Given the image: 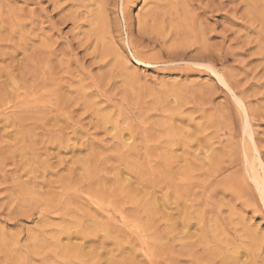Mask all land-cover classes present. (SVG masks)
Masks as SVG:
<instances>
[{
  "label": "rangeland",
  "instance_id": "obj_1",
  "mask_svg": "<svg viewBox=\"0 0 264 264\" xmlns=\"http://www.w3.org/2000/svg\"><path fill=\"white\" fill-rule=\"evenodd\" d=\"M121 1L0 0V264H264V205L209 196L195 165L234 141L251 187L250 165L264 174V5L166 1L227 52L229 90L202 61L176 56L178 37L137 34L158 0H133L125 14ZM114 167L136 195L120 196ZM67 243L93 255L65 253Z\"/></svg>",
  "mask_w": 264,
  "mask_h": 264
},
{
  "label": "bare ground",
  "instance_id": "obj_2",
  "mask_svg": "<svg viewBox=\"0 0 264 264\" xmlns=\"http://www.w3.org/2000/svg\"><path fill=\"white\" fill-rule=\"evenodd\" d=\"M133 0H122V4H121V9H122V12L123 14H125L124 12L128 11V8L130 7V4L132 3ZM159 1V5H156L155 8L156 10L161 8L160 9V12L158 13V11H153L151 10V13L153 14L151 16V22H153V24L150 26V28L148 27V29H145L144 27H147L145 26V22H144V25L143 27L138 30L137 34H140V37L144 38L146 37L147 39H152L153 35H156V39L159 37H161V35H170L169 38L173 35L175 37H178V40L176 43H178V45L180 44L181 45V52L179 53H176V56H179V58L181 60H184V59H187V60H199V61H202L205 65V68L207 70H211V72L215 73V75L217 74L218 75V79L221 81V83L226 86L228 89H229V86H230V77L226 75V73L222 70L221 66L223 65V63L225 62V60L228 58V54L227 52H220V53H214V51H211L210 48L207 47V44H206V37H205V33L203 31V29L200 28V24L196 25L195 23V20H192L191 18H189L190 16L186 14H184V12H189V11H186V9L182 8L180 9H177L176 6H172L171 2H169L170 4H167L166 1L167 0H158ZM239 1V0H238ZM245 1V0H243ZM251 1L250 3H248V8H250V10H254V11H258V12H261L260 10V7H262L264 5V0H249ZM184 2V4L187 2L185 1H182ZM215 2V1H214ZM163 3V5H162ZM240 3V2H238ZM237 3V4H238ZM244 3V2H243ZM161 4V5H160ZM182 4V3H181ZM182 4V6L184 5ZM216 4V3H215ZM188 4L186 3V6ZM217 9H219L221 6H222V2L221 0H217ZM236 5V4H235ZM247 5V4H246ZM185 6V5H184ZM185 6V7H186ZM236 10H237V6H235ZM187 8V7H186ZM199 9H201L202 12H206L207 9L210 10V12H213L214 9V6L213 5H203L202 7H198ZM239 8V7H238ZM197 9V8H196ZM239 10V9H238ZM248 10V9H247ZM251 10V12H253ZM173 12H182V17H177L175 20H171V16H175L173 15ZM191 12V11H190ZM151 13H149L151 15ZM236 13V12H235ZM257 13V12H256ZM238 14V13H237ZM178 15V14H176ZM235 16V15H234ZM149 17V16H148ZM247 17V16H246ZM244 17V18H246ZM255 17H257L256 19V22H259L258 25L260 24L261 27L260 28H263V30H261V33L258 34L257 36H259L260 38L263 37V38H259L257 40V44H258V47L259 49H261L262 51H264V44L262 43V39H264V16L261 13H257L255 15ZM193 18V17H192ZM251 18H252V15H251ZM174 19V18H173ZM149 20V19H148ZM244 20V19H243ZM167 21V22H166ZM197 21V20H196ZM255 21V20H254ZM150 23V21H148ZM244 22V21H243ZM242 23V22H241ZM253 23V22H252ZM246 24V23H245ZM248 24V23H247ZM257 25V23L255 24ZM246 26V25H245ZM253 27V26H252ZM257 27V26H256ZM255 28V26H254ZM93 29V28H92ZM101 29V28H100ZM258 30V29H257ZM131 31V30H130ZM165 31H168L167 33H164ZM96 35H98L99 38H101L103 35V33L99 32L96 33L94 32ZM101 33V34H100ZM130 33V32H129ZM256 34V33H255ZM166 35L163 36L162 40H164L166 38ZM262 35V36H261ZM98 38V39H99ZM185 38L186 40L190 39L188 43H186L185 41ZM97 39V40H98ZM168 39V38H167ZM100 40V39H99ZM142 40V39H141ZM140 40V41H141ZM153 40V39H152ZM174 40V39H173ZM103 41V40H102ZM157 41V40H156ZM167 41V40H166ZM164 42L165 44L167 42ZM179 41V42H178ZM143 43V40L141 41ZM158 42V41H157ZM160 42V40H159ZM264 42V41H263ZM98 43V42H97ZM133 43V42H132ZM131 43V44H132ZM139 43V41H138ZM161 43V42H160ZM163 43V41H162ZM130 44V45H131ZM137 44V43H136ZM140 44V43H139ZM164 44V45H165ZM175 45V43H173ZM177 45V46H178ZM136 46V45H135ZM135 46L134 44L131 45L132 49L134 47V50H135ZM138 46V45H137ZM136 46V48H137ZM165 47V46H164ZM163 47V48H164ZM174 47V46H172ZM173 49V48H172ZM175 49V50H174ZM174 52H176V48L174 47ZM180 49V48H179ZM169 50V49H168ZM171 51V49L169 50ZM189 52H194V55L190 56L188 55ZM136 56H140L141 53L140 52H134ZM169 53V52H168ZM260 53V51H259ZM263 53V52H261ZM140 54V55H139ZM179 54V55H178ZM172 55V54H171ZM231 55V54H230ZM135 56V57H136ZM230 57V56H229ZM262 58V57H261ZM142 59V58H141ZM229 59V58H228ZM139 62V61H138ZM263 62V61H262ZM202 65V64H201ZM262 65H264V62L262 63ZM258 66V65H257ZM256 66V67H257ZM255 67V68H256ZM264 67V66H263ZM258 71V70H257ZM256 71V72H257ZM261 72V71H260ZM264 74V72H263ZM264 77V76H263ZM261 78V77H260ZM235 81V80H234ZM237 82V81H236ZM235 85V84H234ZM234 88V87H233ZM230 90V89H229ZM240 101V100H238ZM242 101V100H241ZM239 103V102H238ZM241 107V106H240ZM249 118V117H248ZM246 120H249V119H246ZM247 123L244 125V132L247 133V135H249V129H248V125ZM251 133V132H250ZM196 134V133H194ZM192 135V134H191ZM190 135V136H191ZM232 136V135H231ZM229 136V137H231ZM250 137V135H249ZM251 138V137H250ZM200 142H202L201 140L203 139H199ZM243 140V139H242ZM245 140V139H244ZM252 140V139H251ZM206 141H204L203 143H205ZM232 141H230L229 143H231ZM234 142V141H233ZM232 142V143H233ZM228 143V144H229ZM226 144V145H228ZM251 144V142H250ZM252 144L254 145L255 142ZM226 145H223L222 147V150L220 153H218V155H211L210 158H212L213 162H215V164L213 163V165H209L210 162L212 160H207V162H204V163H199V164H195L196 166H199L200 169L201 168H206L205 170H203L202 172V175L204 176L202 181L198 182V185H201V187L205 190V193L209 194V196L211 195L213 198H214V195L212 194H216L217 192H220V191H224V192H227L225 194H228V193H231L232 195V199H233V195L234 197L238 198L239 199H245V201L241 200V202H247L246 205H254L256 207H258V201H257V198L260 200V202L262 203V205H264V174L263 176H261L256 168H254L255 166L253 165H250V169H249V179L250 181L252 182L253 184V187H251L252 185H250L248 183V181L246 180V178L243 177V175H241L242 173V169L239 168V165H240V158L239 160L237 159V156H239V152L238 155L235 154V150L236 148H233V149H230L231 147L233 146H230L227 147ZM231 145V144H230ZM240 145V144H238ZM257 145V144H256ZM205 146V145H204ZM210 147V145H209ZM240 147V146H238ZM257 147V146H256ZM255 147V149H256ZM226 148V149H225ZM134 149V148H133ZM212 149V148H211ZM229 149V151H227ZM258 149V148H257ZM227 152H225V151ZM240 150V149H238ZM182 151V150H181ZM256 152H258V150H254ZM182 153V152H181ZM215 153V152H214ZM173 154V153H172ZM171 154V155H172ZM237 155V156H236ZM246 155V152L244 151V156ZM174 155H172L171 157H173ZM260 156V155H259ZM183 157V156H182ZM209 157V156H208ZM207 157V158H208ZM240 157V156H239ZM174 158H179V156H174ZM174 158H171V159H174ZM258 158V157H257ZM185 160V159H184ZM259 160V159H257ZM176 162V161H175ZM179 162V161H178ZM240 162V163H239ZM88 163V160L87 161H83L81 162V165H82V170L84 173H88V168L85 167V165ZM197 163V162H195ZM88 165V164H87ZM194 165V164H192ZM207 166V167H206ZM260 166H263L260 165ZM127 167V166H126ZM131 167V166H130ZM129 166L126 168L128 169L127 171H129L133 176L137 177V175H140V174H137L138 172L137 171H133L131 170ZM81 168V167H80ZM134 168V167H133ZM242 168V167H241ZM260 168V167H259ZM125 169V168H124ZM136 169V168H135ZM172 169V168H171ZM170 169V170H171ZM194 169L196 170V168L194 167ZM199 169V168H198ZM169 170V169H168ZM186 170V168H185ZM241 170V171H240ZM113 171L115 173V182H114V185H116L117 187V190L120 194V196H123L124 198H128L129 196H133V195H136V191L135 190V187L133 185H127V184H123V181L121 178H120V170L118 168H113ZM202 171V170H201ZM123 172V170H122ZM137 172V173H136ZM172 172V171H171ZM185 172V171H184ZM189 172V171H188ZM174 173V172H173ZM201 173V172H200ZM264 173V172H263ZM189 176V175H188ZM195 176V175H194ZM186 177H187V174H186ZM190 178H191V173H190ZM188 178V179H190ZM195 178V177H194ZM114 180V179H113ZM136 183L139 184L138 181H136ZM135 183V184H136ZM196 186V185H195ZM170 192V191H169ZM177 193V192H176ZM223 193V192H222ZM221 193V194H222ZM218 194V193H217ZM216 194V196H217ZM224 194V193H223ZM174 195V194H173ZM179 195V194H178ZM177 195V197H178ZM230 196V195H228ZM172 197L171 194H167L165 197L163 198H155V197H152L150 199V203H156L158 201H161L163 204L167 203L170 201V198ZM180 197V196H179ZM223 197V196H222ZM210 198V197H209ZM212 198V199H213ZM230 198V200L232 201V199ZM149 199V198H148ZM173 199V198H171ZM176 199V198H175ZM211 199V198H210ZM91 200H94L93 197H91ZM229 200V199H228ZM234 200V199H233ZM55 200H51L49 204H52L54 203ZM235 201V200H234ZM239 201V200H238ZM91 202V201H90ZM233 202V201H232ZM240 202V201H239ZM92 203H95V204H99L98 202L96 203L95 202H92ZM95 204H93L95 206ZM243 204V203H242ZM245 205V204H244ZM245 205V206H246ZM145 207V206H144ZM151 207V206H150ZM159 208H156L155 206H153L152 208H150V211L154 212V213H159ZM43 216V214H42ZM105 228V226H104ZM62 233L65 235V238L68 239V243H69V240L71 239L72 237V233L68 232L66 229L65 230H62ZM185 233V232H184ZM77 235H80L81 236V239L82 241L84 242H87L88 239H91V237L93 238L94 235L92 234V232L90 233V231H85V230H79L77 233ZM75 235V234H74ZM58 237V236H57ZM96 237V235H95ZM80 238V237H79ZM56 240V238H55ZM93 240V239H92ZM109 241V238H106V237H103L102 238V244L104 243H107ZM58 242V241H57ZM65 244L63 245V250L62 251H65V253H73L77 256H83L84 257H88L90 255H93V252L94 251H90L88 253H83V249H82V245H79V246H73L70 245V244ZM56 245V244H54ZM85 248V247H84ZM64 254V253H63ZM98 254V253H97ZM100 257L102 256V254L99 255ZM64 257V256H63Z\"/></svg>",
  "mask_w": 264,
  "mask_h": 264
}]
</instances>
